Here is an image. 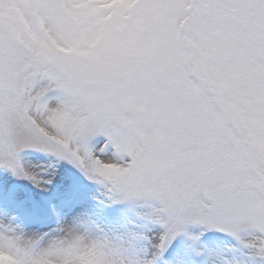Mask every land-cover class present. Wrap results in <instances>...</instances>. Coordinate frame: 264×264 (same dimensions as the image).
<instances>
[{
	"label": "snow or ice",
	"instance_id": "6c2138e0",
	"mask_svg": "<svg viewBox=\"0 0 264 264\" xmlns=\"http://www.w3.org/2000/svg\"><path fill=\"white\" fill-rule=\"evenodd\" d=\"M0 169V264H264V0H0Z\"/></svg>",
	"mask_w": 264,
	"mask_h": 264
},
{
	"label": "rangeland",
	"instance_id": "374dc122",
	"mask_svg": "<svg viewBox=\"0 0 264 264\" xmlns=\"http://www.w3.org/2000/svg\"><path fill=\"white\" fill-rule=\"evenodd\" d=\"M59 171L60 179L65 186V198L75 196L86 205L92 206L93 197L97 194L95 186L71 165H63ZM56 193L55 187L48 192H42L28 181L18 179L0 169V208L15 216L19 223L29 227L43 226L42 222L46 216L52 214V203L56 199ZM59 207L57 204V208ZM118 211L109 209L108 215H116Z\"/></svg>",
	"mask_w": 264,
	"mask_h": 264
}]
</instances>
